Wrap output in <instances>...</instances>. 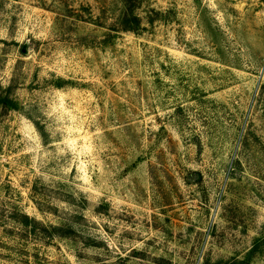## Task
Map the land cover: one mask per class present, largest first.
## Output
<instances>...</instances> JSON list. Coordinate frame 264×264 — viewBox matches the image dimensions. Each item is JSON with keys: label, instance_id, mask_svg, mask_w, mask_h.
Returning <instances> with one entry per match:
<instances>
[{"label": "rangeland", "instance_id": "374dc122", "mask_svg": "<svg viewBox=\"0 0 264 264\" xmlns=\"http://www.w3.org/2000/svg\"><path fill=\"white\" fill-rule=\"evenodd\" d=\"M5 97L0 264H264V0H0Z\"/></svg>", "mask_w": 264, "mask_h": 264}, {"label": "trees", "instance_id": "16d2710c", "mask_svg": "<svg viewBox=\"0 0 264 264\" xmlns=\"http://www.w3.org/2000/svg\"><path fill=\"white\" fill-rule=\"evenodd\" d=\"M127 2L128 1L125 2V5L129 6L128 8H129L130 13L133 16V18H132V20H129V18H127L125 20V22H124L125 28L128 31H136V29L139 26V22H138L137 17H135V15H134L135 13L132 10V7L130 6V3L133 6V4H135V2H133V3L131 1H129L130 3L129 2L127 3ZM0 106L3 107L6 110H9V111L17 110V107H16L14 101H11V99H9V97L0 98Z\"/></svg>", "mask_w": 264, "mask_h": 264}]
</instances>
